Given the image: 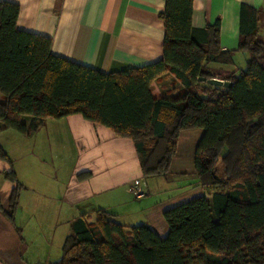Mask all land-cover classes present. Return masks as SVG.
I'll list each match as a JSON object with an SVG mask.
<instances>
[{
    "label": "trees",
    "instance_id": "16d2710c",
    "mask_svg": "<svg viewBox=\"0 0 264 264\" xmlns=\"http://www.w3.org/2000/svg\"><path fill=\"white\" fill-rule=\"evenodd\" d=\"M164 1L162 58L107 73L53 55L50 38L17 28L19 6L0 2V131L29 135L49 117L80 115L130 139L148 178L168 171L180 131L203 129L193 164L205 194L164 210L165 237L98 209L93 222L71 221L50 264H264V41L245 33L246 67L219 77L209 65L232 57L220 48L218 22L194 28L192 0ZM161 76L181 89L155 96ZM0 158L11 165L1 147ZM4 176L15 184L4 210L12 221L21 184L12 169Z\"/></svg>",
    "mask_w": 264,
    "mask_h": 264
},
{
    "label": "crops",
    "instance_id": "0c3cea01",
    "mask_svg": "<svg viewBox=\"0 0 264 264\" xmlns=\"http://www.w3.org/2000/svg\"><path fill=\"white\" fill-rule=\"evenodd\" d=\"M3 1L19 6V30L50 38L53 55L77 64L107 73L162 58L164 24L159 13L164 0ZM192 9V26L205 28L218 22L220 48L231 52V64L209 67L219 77L244 69L248 54L239 43L250 31L264 41V0H192ZM181 87L172 76H161L151 84L157 97L172 95ZM48 122L29 135L0 131V147L11 161L9 165L0 158V264L58 260L71 221L86 214L93 222L98 209L125 227L148 225L163 238L168 233L164 210L205 194L193 164L203 129L180 131L168 171L146 178L130 139L80 115L58 119L59 126ZM53 129L71 138L77 153L72 163L54 162ZM10 169L21 184L12 221L4 214L15 186L4 176ZM134 180L146 190L138 199L129 191ZM54 247L59 254L52 253Z\"/></svg>",
    "mask_w": 264,
    "mask_h": 264
},
{
    "label": "rangeland",
    "instance_id": "374dc122",
    "mask_svg": "<svg viewBox=\"0 0 264 264\" xmlns=\"http://www.w3.org/2000/svg\"><path fill=\"white\" fill-rule=\"evenodd\" d=\"M58 119L61 118H51V117L47 118V120H49L48 123L53 124L52 126H59V124H57ZM52 133H53L52 134L53 137L55 136L53 138V153H52L54 162L60 161L62 163L63 162L72 163V161L75 160L77 153L75 151L71 138L68 137L67 134L64 136L60 135L61 133L57 134V131L54 129ZM55 251H56V255L60 253V249L58 250L57 247L52 248V253H54ZM58 257L56 256L54 258H58Z\"/></svg>",
    "mask_w": 264,
    "mask_h": 264
},
{
    "label": "built area",
    "instance_id": "2783aa9c",
    "mask_svg": "<svg viewBox=\"0 0 264 264\" xmlns=\"http://www.w3.org/2000/svg\"><path fill=\"white\" fill-rule=\"evenodd\" d=\"M129 191L133 195L134 198L138 199L143 197L146 194V190L141 187L137 180H134L129 185Z\"/></svg>",
    "mask_w": 264,
    "mask_h": 264
},
{
    "label": "water",
    "instance_id": "95a60500",
    "mask_svg": "<svg viewBox=\"0 0 264 264\" xmlns=\"http://www.w3.org/2000/svg\"><path fill=\"white\" fill-rule=\"evenodd\" d=\"M198 81L200 82H206L210 85H214V86H221V87H230L232 82L227 81V80H222V79H218V78H204V77H199Z\"/></svg>",
    "mask_w": 264,
    "mask_h": 264
}]
</instances>
